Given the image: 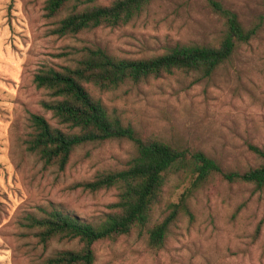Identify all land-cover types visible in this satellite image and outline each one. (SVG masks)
I'll use <instances>...</instances> for the list:
<instances>
[{
    "label": "rangeland",
    "instance_id": "obj_1",
    "mask_svg": "<svg viewBox=\"0 0 264 264\" xmlns=\"http://www.w3.org/2000/svg\"><path fill=\"white\" fill-rule=\"evenodd\" d=\"M112 1L80 0L81 5ZM217 1L247 27L264 14V0ZM44 4L0 0V264H35L56 249L74 248L73 241L55 240L43 247L33 230L22 225L23 217L54 206L97 220L117 200V189L90 192L76 184L122 168L133 152L123 139L84 144L62 170L30 152V113L58 126L41 105L49 95L35 86V72L71 64L73 49L83 45L143 58L181 43L217 44L226 29L207 0H152L126 25L58 36L52 29L76 1L54 17L45 16ZM90 89L143 137L202 150L225 171L242 172L264 162L250 148L264 153V21L207 77L174 71L111 90ZM189 184L168 175L151 223L162 219L167 204L177 203ZM188 205L190 213L170 224L161 248H150L144 235L132 230L95 242L93 264H264V190L215 174L192 192Z\"/></svg>",
    "mask_w": 264,
    "mask_h": 264
},
{
    "label": "trees",
    "instance_id": "obj_2",
    "mask_svg": "<svg viewBox=\"0 0 264 264\" xmlns=\"http://www.w3.org/2000/svg\"><path fill=\"white\" fill-rule=\"evenodd\" d=\"M71 1L76 4L58 20L53 34L75 35L98 27L126 25L152 0H113L106 5H81L80 0H45V16H57ZM207 3L223 19L226 28L217 44L181 43L161 54L143 58L121 57L100 46L83 45L73 49L71 64L43 66L35 72V86L46 89L49 95L41 105L58 123L53 126L43 115L30 113L32 131L26 141L27 149L45 164L56 165L62 170L75 148L88 143L123 139L133 147L122 168L100 172L91 180L76 184L90 192L117 189V200L109 204L110 210L97 220L89 221L54 206L39 207L37 212L23 217L22 225L33 230L43 247L53 240L76 243L74 248L52 251L35 264H93L95 242L127 235L132 230L144 235L150 248L159 249L170 224L179 214L190 213L188 197L215 174L229 182H249L264 190V162L242 172L225 171L202 150L143 137L130 123L110 112L90 89L111 90L128 82L137 83L174 71H193L202 77L211 75L232 55L238 43L248 42L257 33L264 14L247 27L221 2L207 0ZM250 148L264 156L258 147ZM169 174L190 184L177 203L167 204V213L162 219L151 223Z\"/></svg>",
    "mask_w": 264,
    "mask_h": 264
}]
</instances>
